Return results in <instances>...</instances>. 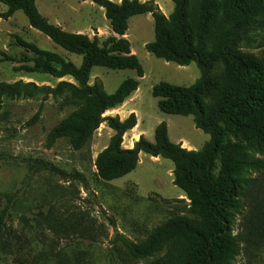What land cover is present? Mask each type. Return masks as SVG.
Wrapping results in <instances>:
<instances>
[{
  "label": "trees",
  "instance_id": "1",
  "mask_svg": "<svg viewBox=\"0 0 264 264\" xmlns=\"http://www.w3.org/2000/svg\"><path fill=\"white\" fill-rule=\"evenodd\" d=\"M83 1L102 8L112 33L118 36L125 35L131 17L150 14L154 39L145 44L146 51L179 66H197L200 77L194 84L181 87L160 82L152 87L151 94L164 114L191 116L195 128L209 136L208 142L197 151L186 150L169 141L167 126L161 122L154 129L153 142L140 136L132 148L123 149L122 136L135 127V115L131 113L123 121L102 116L123 104L138 89V82L125 79L115 92L107 94L99 82L90 84L89 76L93 67H102L133 70L141 78L143 71L130 54L128 41L111 37L113 50L107 52L96 36L90 41L85 35L49 24L34 0H0L8 6L2 16L8 18L21 11L31 28L64 50L80 55L81 65L76 67L56 53L39 51L33 44L22 42L37 56V71L57 79L68 76L76 84L61 81L51 89L33 83L0 82V97L51 93L76 106L48 134L50 143L65 138L75 150L85 147L99 125L106 122L114 134L95 160L97 177L102 181L135 170L139 153L172 162L173 184L189 200L184 207L187 216L175 215L161 222L138 243L116 235L115 241L130 257L152 258L147 264H228L234 247L228 236V210L238 197L240 175L230 164V157L241 143L264 144V63L243 52L244 48L264 47V0H171L174 7L168 17L153 2ZM37 118L38 113L33 119ZM35 163L39 171L86 187L83 174L77 171L66 172L42 160ZM246 193L249 207L237 237L254 253L264 248V189L253 184ZM5 200L0 210V234L6 231L13 203L12 196Z\"/></svg>",
  "mask_w": 264,
  "mask_h": 264
},
{
  "label": "rangeland",
  "instance_id": "2",
  "mask_svg": "<svg viewBox=\"0 0 264 264\" xmlns=\"http://www.w3.org/2000/svg\"><path fill=\"white\" fill-rule=\"evenodd\" d=\"M138 1L153 2L166 17L174 7L171 0ZM34 4L49 24L85 35L90 41L96 36L107 52L113 50L111 37L128 41L130 54L143 71L141 78L133 70L102 67H93L89 76V83L99 82L107 94L115 92L125 79L138 82L128 105L121 104L102 116L123 121L131 113L135 115V127L122 136L123 149L131 148L140 136L153 142L154 129L161 122L167 126L169 141L186 150L197 151L208 142L209 136L195 128L191 116L164 114L151 94L152 87L160 82L188 87L200 72L194 63L179 66L146 51L145 44L154 39L150 14L131 17L125 35L118 36L112 33L103 9L89 1L34 0ZM7 8L0 2V82L33 83L51 89L61 81L76 84L71 77L57 79L37 71V56L22 42L33 44L39 51L56 53L76 67L82 57L31 28L21 11L4 18ZM243 52L264 63V47L244 48ZM76 108L51 93L0 97V210L7 196L13 199L6 231L0 234V264H147L152 258L130 257L115 236L138 243L161 222L175 215L187 216L184 207L189 200L174 186L173 164L168 160L139 153L137 166L129 174L107 182L97 177L96 157L114 134L106 122L82 149H73L65 138L50 143V130ZM37 113L38 118L33 119ZM37 160L83 174L86 187L35 169ZM230 164L240 175L238 197L228 210V236L234 244L228 264H264V248L251 253L237 237L249 207L248 186L256 184L264 189V144L241 143L231 155Z\"/></svg>",
  "mask_w": 264,
  "mask_h": 264
},
{
  "label": "crops",
  "instance_id": "3",
  "mask_svg": "<svg viewBox=\"0 0 264 264\" xmlns=\"http://www.w3.org/2000/svg\"><path fill=\"white\" fill-rule=\"evenodd\" d=\"M132 54H133V52H132ZM136 92V91H135ZM135 92H133V93H135ZM133 93L123 102V105L124 104H127V103H130V100L132 99V97H133ZM128 105V104H127ZM130 148V147H129ZM132 148V147H131Z\"/></svg>",
  "mask_w": 264,
  "mask_h": 264
}]
</instances>
